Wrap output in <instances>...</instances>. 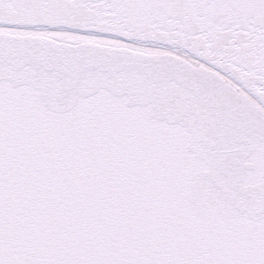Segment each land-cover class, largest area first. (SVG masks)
Wrapping results in <instances>:
<instances>
[{
    "label": "snow or ice",
    "instance_id": "snow-or-ice-1",
    "mask_svg": "<svg viewBox=\"0 0 264 264\" xmlns=\"http://www.w3.org/2000/svg\"><path fill=\"white\" fill-rule=\"evenodd\" d=\"M0 264H264V0H0Z\"/></svg>",
    "mask_w": 264,
    "mask_h": 264
}]
</instances>
